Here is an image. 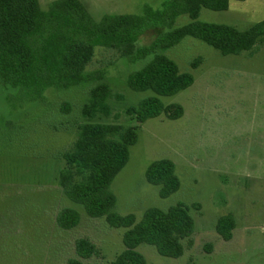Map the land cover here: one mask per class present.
Masks as SVG:
<instances>
[{
  "label": "rangeland",
  "instance_id": "rangeland-1",
  "mask_svg": "<svg viewBox=\"0 0 264 264\" xmlns=\"http://www.w3.org/2000/svg\"><path fill=\"white\" fill-rule=\"evenodd\" d=\"M52 1L39 0V5L45 10ZM80 1L99 21L106 14L140 15L145 6L158 10L164 0ZM262 20L264 0H229L226 10L202 8L197 18L239 31ZM189 22L182 15L176 26ZM160 32L148 30L139 44H150ZM164 54L180 72L190 73L193 83L173 96L158 97L164 105H180V118L161 115L138 127L128 161L110 185L114 211L140 220L152 207L189 208L194 221L191 246H184L180 257L167 258L141 244L136 250L146 264H264V37L251 52L238 55H221L191 37ZM147 60L129 63L111 49H95L86 69L104 74L111 90L110 114L90 122L134 124L125 108L152 93L131 91L126 78ZM90 87L47 90L42 100L27 101L16 89L0 85V264H66L76 257L78 238L89 239L97 250L83 261L89 264H110L123 250L124 230L88 217L65 197L57 181L63 167L60 154L72 145L77 124L87 122L80 110ZM159 159L174 163L180 182L177 192L166 198H160L159 187L145 178L147 167ZM193 204L199 208L193 209ZM63 208L80 215L70 230L55 223ZM227 214L235 226L231 239L224 241L215 225Z\"/></svg>",
  "mask_w": 264,
  "mask_h": 264
},
{
  "label": "trees",
  "instance_id": "trees-1",
  "mask_svg": "<svg viewBox=\"0 0 264 264\" xmlns=\"http://www.w3.org/2000/svg\"><path fill=\"white\" fill-rule=\"evenodd\" d=\"M229 0H164L161 8L145 6L140 15L106 14L95 21L80 0H53L44 10L39 0H0V85L16 89L27 101L42 100L47 90L65 91L91 85L82 105L70 148L60 154L63 167L58 185L65 197L82 207L90 218H102L113 229H123V250L110 264H146L136 248L150 245L163 257L178 258L194 229L189 208L176 204L162 210L148 208L137 220L133 214L114 211L116 198L110 185L124 168L129 148L137 142V129L145 121L164 115L168 120L182 116L178 104L164 105L158 97L173 96L193 83L190 73L179 71L164 53L183 38L191 37L212 47L221 55L251 52L264 37V20L246 31L231 26L198 22L202 8L224 11ZM186 15L191 22L176 26ZM148 30H161L148 45L140 37ZM96 48L111 49L129 63L147 62L128 74L127 87L133 92H151L137 105L125 108L133 125L90 122L97 115L110 114V87L102 72L87 71ZM198 61L192 63L196 68ZM68 106L63 104V109ZM65 111H69V107ZM147 183L159 187L158 195L166 198L177 192L180 182L175 165L169 159L153 161L146 169ZM198 209V204L191 206ZM79 213L63 208L55 216L63 230L77 226ZM235 223L231 214L218 218L215 231L229 241ZM186 242L184 243V241ZM184 243V244H183ZM76 257L66 264L83 262L97 254L87 238L74 242Z\"/></svg>",
  "mask_w": 264,
  "mask_h": 264
}]
</instances>
